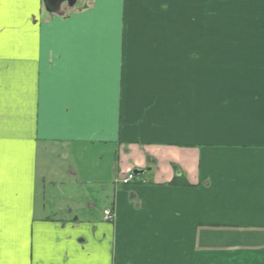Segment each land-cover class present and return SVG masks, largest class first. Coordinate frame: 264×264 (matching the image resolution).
Returning a JSON list of instances; mask_svg holds the SVG:
<instances>
[{
    "label": "crops",
    "instance_id": "crops-1",
    "mask_svg": "<svg viewBox=\"0 0 264 264\" xmlns=\"http://www.w3.org/2000/svg\"><path fill=\"white\" fill-rule=\"evenodd\" d=\"M0 264H264V0H0Z\"/></svg>",
    "mask_w": 264,
    "mask_h": 264
},
{
    "label": "water",
    "instance_id": "water-1",
    "mask_svg": "<svg viewBox=\"0 0 264 264\" xmlns=\"http://www.w3.org/2000/svg\"><path fill=\"white\" fill-rule=\"evenodd\" d=\"M76 0H43L45 9L48 13H59L60 6L64 3H66L69 7H72L74 5ZM143 171L139 170H133L132 174L134 176H138L142 174Z\"/></svg>",
    "mask_w": 264,
    "mask_h": 264
},
{
    "label": "built area",
    "instance_id": "built-area-1",
    "mask_svg": "<svg viewBox=\"0 0 264 264\" xmlns=\"http://www.w3.org/2000/svg\"><path fill=\"white\" fill-rule=\"evenodd\" d=\"M133 179H134L133 175L128 174L125 178H123L121 180V184L125 185V184L131 182ZM113 217H114L113 213L110 209L103 210V212H102V220L103 221L109 222V221L113 220Z\"/></svg>",
    "mask_w": 264,
    "mask_h": 264
},
{
    "label": "trees",
    "instance_id": "trees-1",
    "mask_svg": "<svg viewBox=\"0 0 264 264\" xmlns=\"http://www.w3.org/2000/svg\"><path fill=\"white\" fill-rule=\"evenodd\" d=\"M175 183H176L175 181H172L170 184L173 185V184H175Z\"/></svg>",
    "mask_w": 264,
    "mask_h": 264
}]
</instances>
